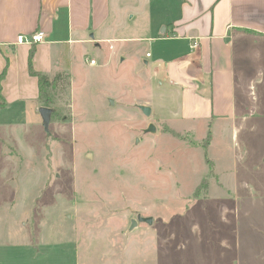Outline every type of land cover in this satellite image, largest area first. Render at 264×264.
Here are the masks:
<instances>
[{
	"label": "rangeland",
	"instance_id": "1",
	"mask_svg": "<svg viewBox=\"0 0 264 264\" xmlns=\"http://www.w3.org/2000/svg\"><path fill=\"white\" fill-rule=\"evenodd\" d=\"M161 2L120 32L124 61L61 75L46 129L31 100L0 107V264H264V82L236 120L172 131L155 91L142 113L152 47L136 38ZM137 214L153 222L130 228Z\"/></svg>",
	"mask_w": 264,
	"mask_h": 264
},
{
	"label": "crops",
	"instance_id": "2",
	"mask_svg": "<svg viewBox=\"0 0 264 264\" xmlns=\"http://www.w3.org/2000/svg\"><path fill=\"white\" fill-rule=\"evenodd\" d=\"M150 1L0 0L2 107L15 101L24 108L31 100L38 112L41 101L30 63L49 76L69 74L78 62L91 68L87 58L104 66L124 61L130 49L117 45L126 40L120 32L140 14L139 4L146 8ZM160 5L167 6V18L158 20L154 35L136 38H146L152 47L140 57L150 93L139 105L149 106L151 113L155 91L157 106L164 108L156 117L166 127L171 121L187 123L182 130L236 120L238 106L250 101L251 87L264 82V0H162ZM38 30L44 31L43 42L17 43V36ZM90 43L108 46L97 57L85 52Z\"/></svg>",
	"mask_w": 264,
	"mask_h": 264
},
{
	"label": "trees",
	"instance_id": "3",
	"mask_svg": "<svg viewBox=\"0 0 264 264\" xmlns=\"http://www.w3.org/2000/svg\"><path fill=\"white\" fill-rule=\"evenodd\" d=\"M32 56V54H31ZM30 74L36 78L37 80V86H38V99L39 101L42 102L43 105H48L53 103V95L56 87V82L57 80L61 77L62 74H55L53 79H50L48 75L42 73L41 71H35L33 70L31 63L29 65V70ZM5 71L0 75V84L3 78L5 77ZM65 75H68L65 73ZM0 92H1V87H0ZM0 97L2 99V96L0 94ZM4 103V102H3ZM2 107V106H0ZM174 133V132H173ZM210 132H208L207 137H206V144L209 142Z\"/></svg>",
	"mask_w": 264,
	"mask_h": 264
},
{
	"label": "water",
	"instance_id": "4",
	"mask_svg": "<svg viewBox=\"0 0 264 264\" xmlns=\"http://www.w3.org/2000/svg\"><path fill=\"white\" fill-rule=\"evenodd\" d=\"M140 109L142 111V113H144L145 115H150V107L149 106H140ZM40 116H42V120H43V127L44 129L47 128L48 126V121H49V113H50V109L46 106H41L38 110ZM146 131H155L154 125L153 124H149L146 128ZM138 222H145L147 224H151L153 222V219L151 216L149 217H142L140 214L136 215V218L133 219L131 221V225L130 228L134 227V225H136Z\"/></svg>",
	"mask_w": 264,
	"mask_h": 264
},
{
	"label": "built area",
	"instance_id": "5",
	"mask_svg": "<svg viewBox=\"0 0 264 264\" xmlns=\"http://www.w3.org/2000/svg\"><path fill=\"white\" fill-rule=\"evenodd\" d=\"M16 41L17 43H20V44H28V45H37L38 43H41L44 41V31L42 30H38L37 32H33V33H30L28 35H19L16 37ZM193 48H196L197 47V43L194 42L193 45H192ZM150 54L147 53V56H149ZM87 61L90 65H96L97 64V61L96 59L94 58H87Z\"/></svg>",
	"mask_w": 264,
	"mask_h": 264
}]
</instances>
